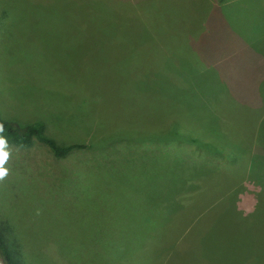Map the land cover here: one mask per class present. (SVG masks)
Listing matches in <instances>:
<instances>
[{"label":"rangeland","instance_id":"obj_1","mask_svg":"<svg viewBox=\"0 0 264 264\" xmlns=\"http://www.w3.org/2000/svg\"><path fill=\"white\" fill-rule=\"evenodd\" d=\"M126 43L151 57H115ZM172 103L199 127L221 111V152L164 133ZM0 117L84 145L55 161L8 142L0 226L20 264H170L186 150L221 162V193L178 264H264V0H0Z\"/></svg>","mask_w":264,"mask_h":264},{"label":"trees","instance_id":"obj_2","mask_svg":"<svg viewBox=\"0 0 264 264\" xmlns=\"http://www.w3.org/2000/svg\"><path fill=\"white\" fill-rule=\"evenodd\" d=\"M126 45L128 44L126 43L125 45H121L120 47H118L117 45V48L113 50V54L115 55V57H139V60H142L141 57H143V59L151 57L150 53L147 54V52H141L139 55L135 56L134 54H132V51L127 52ZM100 53L102 54V56L104 55L102 51ZM166 58L167 57H158L157 55V57H152V60L160 59V69L165 70V67H163L164 64H168V67L170 68V63L165 61ZM129 59L134 61L133 58ZM198 98L200 100V96H198ZM178 102L180 103V101ZM194 107L197 106L194 105ZM212 109L213 108H211L209 111L213 112L211 115L214 118L211 117L209 123H213L216 125H213V127L210 126L209 128L207 126L199 127L198 125L189 122L188 118H186L187 116L183 114L185 113L184 110L183 112H181L180 110L178 111L175 105L172 103V109H168L166 111V114H168L171 123L162 125V127L166 129L164 130V133L168 131L169 136L173 135L176 138V134L182 133L180 132V130H184L183 133L185 137V132L186 130H188L191 131L189 132L191 134L190 141H192L193 144L198 145L200 150H207L208 152H221L222 133L217 132V130L222 129L221 111H217V109ZM173 122H176V124H173L172 126ZM209 123L207 122L208 125ZM0 124H3L4 126V131L3 133H0V135H3L7 142H12L22 146H28L34 142V139H36L47 146L51 157L54 158L55 161L59 158L65 157L72 149H79L84 147V145L79 142L61 144L56 139L50 137L48 134L45 133V127L42 122H35L28 124L22 128H17L12 122L6 121L0 117ZM197 134H201L199 135L201 137L212 136L213 139H211L212 141L210 143H207L205 142V140L203 141L202 138H196L195 136H197ZM179 141L184 140L179 139ZM202 156H204L205 158H193L189 155L188 150H186L185 156L182 157V159L177 160L179 174L178 179L180 181L187 182L189 187L175 191V197L178 202V206L176 212L174 213L175 220L170 223L169 228L173 229L172 232L175 233V235H173V239L176 240V243H179V246H177V244L175 243L174 250H171L170 247L168 249L167 247H165L166 253L164 254V258L168 257V262L170 264L172 260L174 261V264H178L180 256V250L178 251V247H180V242L182 241L181 238L183 237L182 234L184 233V229L187 228L192 222L197 221L196 223H199L200 221H202V218L205 217L202 215H205V212L207 211V208L211 204L213 198H215L218 193H221V188L217 190L214 188L209 189L208 187L209 184H211L212 186L221 184V162H215L212 157L213 155L207 156L206 154H204ZM178 214H180L181 216L178 217ZM203 220H205V218H203ZM213 225H211L210 227H212ZM3 232L0 226V253L2 257L4 258L7 264H20L18 261H15L13 259L10 249L11 241L8 239V236L5 235V233ZM171 252L174 255L171 254ZM194 252H192V254ZM246 256L251 257L252 255ZM227 260L229 259L227 258Z\"/></svg>","mask_w":264,"mask_h":264},{"label":"clouds","instance_id":"obj_3","mask_svg":"<svg viewBox=\"0 0 264 264\" xmlns=\"http://www.w3.org/2000/svg\"><path fill=\"white\" fill-rule=\"evenodd\" d=\"M3 131L4 126L0 124V133H3ZM9 157L8 142L3 135H0V181L4 180L9 174L8 168L5 167Z\"/></svg>","mask_w":264,"mask_h":264}]
</instances>
